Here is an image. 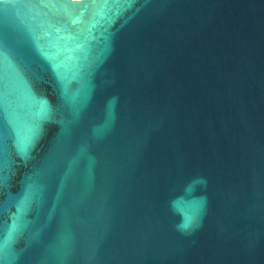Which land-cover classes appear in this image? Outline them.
I'll return each instance as SVG.
<instances>
[{
  "label": "water",
  "instance_id": "obj_1",
  "mask_svg": "<svg viewBox=\"0 0 264 264\" xmlns=\"http://www.w3.org/2000/svg\"><path fill=\"white\" fill-rule=\"evenodd\" d=\"M0 264H264V0H0Z\"/></svg>",
  "mask_w": 264,
  "mask_h": 264
}]
</instances>
